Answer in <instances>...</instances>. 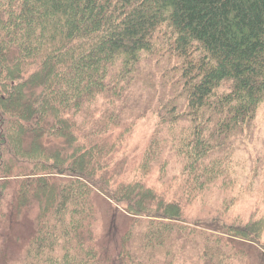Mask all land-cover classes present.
<instances>
[{
	"label": "trees",
	"instance_id": "16d2710c",
	"mask_svg": "<svg viewBox=\"0 0 264 264\" xmlns=\"http://www.w3.org/2000/svg\"><path fill=\"white\" fill-rule=\"evenodd\" d=\"M263 102L264 0H0V237L19 245L0 264H233L262 248L264 216L189 222L182 200L222 174ZM151 112L177 132L181 200L146 182L156 133L129 162L140 176L118 178ZM100 199L132 219L106 251Z\"/></svg>",
	"mask_w": 264,
	"mask_h": 264
},
{
	"label": "rangeland",
	"instance_id": "374dc122",
	"mask_svg": "<svg viewBox=\"0 0 264 264\" xmlns=\"http://www.w3.org/2000/svg\"><path fill=\"white\" fill-rule=\"evenodd\" d=\"M157 126V115L151 112L147 118L138 121L131 128L132 130H129L130 132L125 133L126 142L117 153V158L123 154V151L129 157L125 165L126 169L118 175V178L121 181L128 176H134L135 179L140 176L143 170L141 165H131L129 162L133 160L136 162L140 158L150 138L156 133L160 142L154 146L153 151L156 155L163 154L158 157L159 164L153 162L152 166H147L146 182L155 185L159 194L167 200H181L186 194L182 177L183 157L176 153L177 145L173 139L177 132L170 126H163V130ZM222 160V174H216L209 184L202 188V192L196 190L195 193L199 198H195L194 201L182 200L184 217L187 221L197 220L205 224L206 222L203 221L209 222L214 217H221L222 223L230 225L237 220L246 223L249 219H259L264 216V102L259 106L253 124L240 133L230 151L222 155ZM227 183L229 186L223 188ZM5 202L4 200L0 209L5 207ZM99 203L101 212L94 220L93 233L96 242L106 245L104 246L106 251L109 247L108 243L114 247L120 241V236L132 219L123 210L116 209L111 204L110 208L107 207L105 200L100 199ZM211 224L216 225L217 222ZM3 233V229L0 228V235L2 236ZM260 242L262 248L245 243L242 247H245L248 253L233 264H264V231ZM18 250L19 245L11 241L10 235L4 241L0 237V251H2L0 262L4 263L5 256H13Z\"/></svg>",
	"mask_w": 264,
	"mask_h": 264
}]
</instances>
